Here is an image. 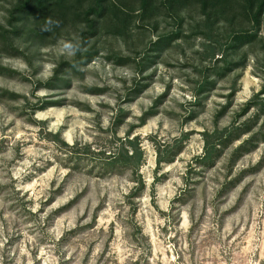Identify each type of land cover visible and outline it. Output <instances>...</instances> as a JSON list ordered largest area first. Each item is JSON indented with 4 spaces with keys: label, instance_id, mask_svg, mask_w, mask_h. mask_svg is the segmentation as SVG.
Masks as SVG:
<instances>
[{
    "label": "rangeland",
    "instance_id": "obj_1",
    "mask_svg": "<svg viewBox=\"0 0 264 264\" xmlns=\"http://www.w3.org/2000/svg\"><path fill=\"white\" fill-rule=\"evenodd\" d=\"M22 1L0 0V264H264V17L113 0L94 33L60 21L93 56L68 73Z\"/></svg>",
    "mask_w": 264,
    "mask_h": 264
},
{
    "label": "trees",
    "instance_id": "obj_2",
    "mask_svg": "<svg viewBox=\"0 0 264 264\" xmlns=\"http://www.w3.org/2000/svg\"><path fill=\"white\" fill-rule=\"evenodd\" d=\"M113 0H23L15 5L11 10L12 24L16 21V25L23 22L26 24L35 25L34 30L42 34L40 28L45 23L47 18L62 21L64 18H73L75 21L84 23L89 28V33H94L97 28L99 19L106 17L110 13ZM145 8L149 4L146 0ZM172 4L180 1L188 0H170ZM199 4L203 13L210 15V10L222 4H228L230 12H240L247 20L253 22L254 27L260 26L264 17V0H191ZM73 16V17H71ZM18 32L17 29H15ZM60 27L55 28L52 32L54 38H61ZM48 33V32H47ZM87 39V37H85ZM235 39L237 42L246 43L257 39L255 32L241 30L237 32ZM93 56L90 53L78 54L73 63H89ZM264 91V89H263ZM264 93V92H263ZM129 143H133L130 138L126 139ZM127 159H135L137 162L143 158V151L138 145V148L129 155L125 151ZM134 160V161H135ZM129 163V161H125Z\"/></svg>",
    "mask_w": 264,
    "mask_h": 264
},
{
    "label": "clouds",
    "instance_id": "obj_3",
    "mask_svg": "<svg viewBox=\"0 0 264 264\" xmlns=\"http://www.w3.org/2000/svg\"><path fill=\"white\" fill-rule=\"evenodd\" d=\"M60 26V21L53 20L52 18H47L45 23L41 26V32H52L55 28ZM57 50L60 55L66 56L68 58H74L78 54H83L87 52V48L84 46V42L81 38L73 34L71 38H61L57 41ZM80 63H83V59ZM73 69L77 71L82 70L80 64L71 63L66 69V72L70 73Z\"/></svg>",
    "mask_w": 264,
    "mask_h": 264
}]
</instances>
